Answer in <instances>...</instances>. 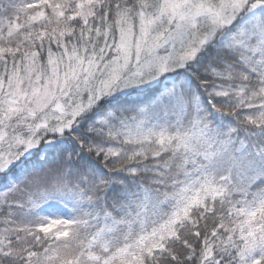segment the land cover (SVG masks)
<instances>
[{"label":"snow or ice","instance_id":"obj_1","mask_svg":"<svg viewBox=\"0 0 264 264\" xmlns=\"http://www.w3.org/2000/svg\"><path fill=\"white\" fill-rule=\"evenodd\" d=\"M0 264H264V0H0Z\"/></svg>","mask_w":264,"mask_h":264}]
</instances>
